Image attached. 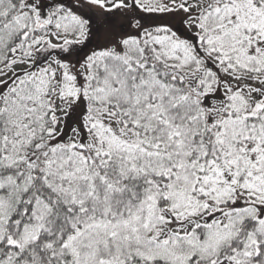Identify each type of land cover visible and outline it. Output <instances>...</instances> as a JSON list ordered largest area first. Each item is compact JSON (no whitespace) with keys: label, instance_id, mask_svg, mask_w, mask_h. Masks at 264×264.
<instances>
[{"label":"snow or ice","instance_id":"1","mask_svg":"<svg viewBox=\"0 0 264 264\" xmlns=\"http://www.w3.org/2000/svg\"><path fill=\"white\" fill-rule=\"evenodd\" d=\"M0 264H264V0H0Z\"/></svg>","mask_w":264,"mask_h":264}]
</instances>
